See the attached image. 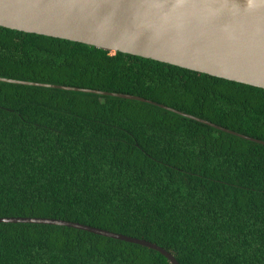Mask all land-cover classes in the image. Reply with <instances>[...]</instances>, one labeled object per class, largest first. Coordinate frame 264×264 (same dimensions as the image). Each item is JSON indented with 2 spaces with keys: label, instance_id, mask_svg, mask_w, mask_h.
I'll return each mask as SVG.
<instances>
[{
  "label": "trees",
  "instance_id": "obj_1",
  "mask_svg": "<svg viewBox=\"0 0 264 264\" xmlns=\"http://www.w3.org/2000/svg\"><path fill=\"white\" fill-rule=\"evenodd\" d=\"M0 77L121 92L264 140V88L0 26ZM0 217L150 240L181 264H264V144L146 101L0 80ZM0 264H172L55 224L0 222Z\"/></svg>",
  "mask_w": 264,
  "mask_h": 264
},
{
  "label": "water",
  "instance_id": "obj_2",
  "mask_svg": "<svg viewBox=\"0 0 264 264\" xmlns=\"http://www.w3.org/2000/svg\"><path fill=\"white\" fill-rule=\"evenodd\" d=\"M0 26L125 52L264 88V0H0ZM1 81L136 99L264 144L207 119L142 96L0 77ZM75 227L141 244L181 264L164 247L79 222L47 217H0Z\"/></svg>",
  "mask_w": 264,
  "mask_h": 264
}]
</instances>
